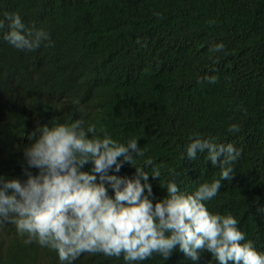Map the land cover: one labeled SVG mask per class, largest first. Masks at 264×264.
Listing matches in <instances>:
<instances>
[{"label":"trees","instance_id":"1","mask_svg":"<svg viewBox=\"0 0 264 264\" xmlns=\"http://www.w3.org/2000/svg\"><path fill=\"white\" fill-rule=\"evenodd\" d=\"M5 11L44 27L53 43L23 51L0 39V174L26 180L18 147L36 138L37 124L83 118L119 141L137 138L145 153L135 164L164 163L161 180L191 191L218 165L204 153L181 159L183 146L194 135L215 137L240 154L206 204L233 214L264 251V0H0V18ZM216 42L222 51L210 50ZM118 173L132 176L135 166ZM25 238L0 223V264H60L55 250ZM183 254L137 264H217L207 250L193 263ZM103 255L84 252L71 264H125Z\"/></svg>","mask_w":264,"mask_h":264},{"label":"clouds","instance_id":"2","mask_svg":"<svg viewBox=\"0 0 264 264\" xmlns=\"http://www.w3.org/2000/svg\"><path fill=\"white\" fill-rule=\"evenodd\" d=\"M0 30V39L18 50L53 43L44 27L26 26L15 11L3 13ZM223 49V42L210 46ZM205 79L214 82L215 76ZM227 127L238 130L235 123ZM36 132L23 148L26 180L0 174V223L13 224L25 243L55 250L60 264L84 252L137 264L154 254L166 260L179 250L189 263L207 250L217 264H264V251L245 238L238 219L206 204L234 173L240 150L233 143L194 135L184 144L181 159L204 153L218 165V174L186 191L175 178L161 180L164 165L151 157L134 163L143 152L137 138L119 141L83 118L37 124ZM125 162L135 166L133 176L118 173Z\"/></svg>","mask_w":264,"mask_h":264},{"label":"bare ground","instance_id":"3","mask_svg":"<svg viewBox=\"0 0 264 264\" xmlns=\"http://www.w3.org/2000/svg\"><path fill=\"white\" fill-rule=\"evenodd\" d=\"M4 70H5V69H4ZM10 75H11V74H10ZM10 75H9V76H10ZM21 76H22V75H21ZM11 77H12V76H11ZM14 77H15V76H14ZM44 77H45V76H44ZM27 80H28V78H27ZM38 82H39V81H38ZM26 83H27V82H26ZM28 84H29V83H27L26 85H28ZM81 96H82V95H81ZM71 99H72V98H71ZM70 101H71V100H70ZM82 102H83V101H82ZM22 115H23V114H22ZM17 116H18V114H17ZM38 116H39V115H38ZM31 117H32V116H31ZM96 117H97V116H96ZM73 118H74V117H73ZM66 119H67V118H66ZM42 120H43V119H42ZM89 121H90V120H89ZM30 123H31V122H30ZM30 123H29V125H30ZM90 123H91V121H90ZM96 125H97V124H96ZM8 126H9V125H8ZM27 126H28V125H27ZM32 126H33V125H32ZM12 127H13V126H12ZM97 127H98V125H97ZM17 128H18V127H17ZM17 128H15V129H17ZM0 132H1V131H0ZM31 132H32V131H31ZM11 133L13 134V132H11ZM15 134H16V133H15ZM22 135H23V134H22ZM26 136H27V134H26ZM16 137H17V136H16ZM28 137H29V136H28ZM30 138H31V137H30ZM30 138H29V139H30ZM34 139H35V138H34ZM24 140H25V139H24ZM30 140H31V139H30ZM32 140H33V138H32ZM27 141H28V140H27ZM20 142H21V141H20ZM25 142H26V141H25ZM17 144H19V143H17ZM20 146H24V145L22 144V145H20ZM20 146L18 147V149L20 148V149L23 151V149H22L23 147L21 148ZM145 147H146V146H145ZM16 148H17V146H16ZM18 149H15V148H14V150H16V151H17ZM20 152H21V151L19 150V153H20ZM148 152H149V151H148ZM151 152H152V151H151ZM19 153H18V155H19ZM144 153H145V152H143L142 154H144ZM179 153H180V152H179ZM21 154H23V153L21 152ZM178 155H179V154H178ZM12 157H13V156H12ZM19 157H20V156H18L17 158H19ZM156 157H157V156H156ZM14 158H16V157H14ZM144 159H145V158H144ZM146 159H147V158H146ZM11 160H12V158H11ZM18 160H19V159H18ZM18 160H17V161H18ZM135 160H137V159H135ZM135 160H134V162H135ZM138 160H139V159H138ZM140 160H141V159H140ZM152 160H153V159H152ZM159 160H160V159H159ZM144 161H145V160H144ZM153 161H154V160H153ZM156 161H157V160H156ZM161 161H163L162 158H161ZM15 162H16V160H15ZM21 162H22V161H21ZM21 162H20V163H21ZM137 162H138V161H137ZM142 162H143V160H142ZM154 162H155V161H154ZM12 163H14V162H12ZM198 163L200 164V162H198ZM9 164H10V162H9ZM15 164H16V163H15ZM25 164H26V163H25ZM25 164H24V165H25ZM158 164H159V163H158ZM162 164H164V163H162ZM17 165H18V162H17ZM20 165H22V164H20ZM86 165H87V164H86ZM165 165H166V164H165ZM12 166H13V165H12ZM22 166H23V165H22ZM128 166H129V165H128ZM197 166H198V164H197ZM165 167H166V166H165ZM167 167H168V166H167ZM15 168H17V167H15ZM131 168H132V167H131ZM169 168L172 169V165H171V167H169ZM174 168H175V167H174ZM133 169H134V168H133ZM182 169H183V167H182ZM182 169H181V167H180V170H182ZM161 170H162V169H161ZM255 170H257V169L255 168ZM258 170H260V169H258ZM263 170H264V169H262V171H263ZM8 171H9V170H8ZM168 171H169V170H168V168H167V172H168ZM182 171H183V170H182ZM198 171H199V169H198ZM260 171H261V170H260ZM262 171H261V172H262ZM34 172H35V171H34ZM163 172H164V171H163ZM165 172H166V171H165ZM172 172H173V171H172ZM207 172H208V171H207ZM261 172H259V173L261 174ZM20 173H21V172H20ZM259 173H258V174H259ZM168 174H169V173H168ZM172 174H173V173H172ZM211 174H212V173H211ZM8 175H9V174H8ZM203 175H204V174H203ZM206 175H207V173H206ZM214 175H215V174H214ZM255 175H256V174H255ZM132 176H133V175H132ZM171 176H172V175H171ZM177 176H178V175H177ZM179 176H180V175H179ZM182 176H183V175H182ZM207 176H208V175H207ZM258 176H259V175H258ZM165 177L167 178V177H169V176H165ZM260 177H262V175H261ZM260 177H259V178H260ZM21 178H22V177H21ZM26 178H27V176H26ZM180 178H181V177H180ZM183 178H185V177H183ZM208 178H211L210 175H209ZM259 178H258V179H259ZM170 179H171V178H170ZM235 179H236V178H235ZM235 179H234V180H235ZM254 179H255V178H254ZM258 179H257V181H258ZM183 180H184V179H183ZM186 180H187V179H185V181H186ZM189 180H190V179H189ZM252 180H253V179H252ZM259 180H260V179H259ZM229 182H230V181H229ZM251 182H252V181H251ZM185 183H186V182H185ZM256 183H257V182H256ZM252 184H253V182H252ZM254 185H255V183H254ZM254 187H255V186H254ZM181 188H182V187H181ZM183 190H184V189H183ZM165 192H166V191H165ZM165 192H164V193H165ZM176 255H177V254H176ZM98 256H99V255H98ZM103 256H104V255H103ZM105 257H106V256H105ZM113 257H114V256H113ZM95 258H97V256H96ZM176 258H177V257H176ZM78 259H79V258H78ZM80 260H81V259H80ZM168 260H170V259H168ZM92 261H93V260H91V262H92ZM98 261H99V260H97V262H98ZM107 261H108V260H107ZM73 262H74V261H73ZM109 262H110V261H109ZM171 262H172V261H171ZM104 263H105V262H104ZM112 263H113V262H112ZM168 264H169V263H168Z\"/></svg>","mask_w":264,"mask_h":264}]
</instances>
